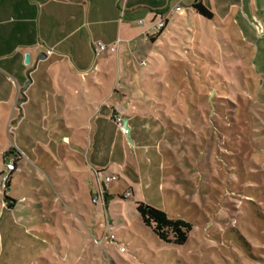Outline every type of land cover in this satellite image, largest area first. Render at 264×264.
<instances>
[{
	"label": "rangeland",
	"instance_id": "1",
	"mask_svg": "<svg viewBox=\"0 0 264 264\" xmlns=\"http://www.w3.org/2000/svg\"><path fill=\"white\" fill-rule=\"evenodd\" d=\"M225 1L221 8L206 0L213 20L199 17L188 28L180 20L155 44L143 29L158 18L129 17L124 8L121 57L92 56L97 91L108 93L114 81L110 103L122 116L130 100L150 98L138 135L133 124L130 138L118 126L113 133L140 173L162 157L159 176L171 191L157 202L141 189L126 196L124 180L132 178L115 165L120 178L105 186L109 205L101 196L92 202L95 176L79 175L91 172L95 155V120L80 126L91 118L84 99L64 116L53 106L33 124L0 129V180L6 162L19 158L6 195L0 188V264H264V0L252 1L261 28L244 15L249 29L234 23L239 9ZM224 11L230 16L221 26ZM69 123L77 127L66 129ZM137 198L192 223L188 241L160 240L142 222Z\"/></svg>",
	"mask_w": 264,
	"mask_h": 264
},
{
	"label": "crops",
	"instance_id": "2",
	"mask_svg": "<svg viewBox=\"0 0 264 264\" xmlns=\"http://www.w3.org/2000/svg\"><path fill=\"white\" fill-rule=\"evenodd\" d=\"M194 1L0 0V129L8 126L9 122L14 123L15 126L25 123L33 124L36 121L35 115H47L53 106L55 109L59 106L57 111L55 110V115L64 116L70 105L79 109L82 105L77 104L76 101L84 99L85 112L91 118L87 117L80 126H87L88 121L95 120L91 129L95 155L89 162L91 172H89L90 170L87 172L81 170L80 177L84 178L89 175L88 179L90 180L94 170L102 169L107 172L110 170L108 174H114L120 178L117 171L110 169V166L115 165L118 170L125 171L132 178L130 183L128 180H124L128 185V190L132 193L131 196H136L141 189L146 191V199L149 202H152L150 200H154L153 198H162V192L168 193L167 189L171 191V188H167L164 185V179L159 176L163 169V163H161L163 159L159 153L155 154V157H151L150 164L154 166H147L146 171L140 173L135 164L127 160L124 148H120L116 142L113 129H117V124L113 120L112 114L117 111V103H110V100H114L117 87L113 81L112 90L114 92L111 90L108 93L101 92L100 94L97 91L102 81L95 77V67H92V56L95 54L93 46L96 41L113 45L120 40L118 35L126 30L119 24L124 8L129 17H134L136 12L143 13L153 22L159 12L183 6L184 12H175L170 16L166 27L161 32H157L153 28L154 23H150L143 29L147 38L154 41L155 44L160 41V38L168 36L180 20L187 19L188 28L194 19L203 17L193 10ZM203 1L207 4L206 0ZM217 1L221 8L224 7L225 0ZM252 1L251 9L253 11ZM232 7L239 9L232 15L234 23L249 29L251 24L240 10L242 0H234ZM229 16L227 11L219 13L218 18L221 20L219 24L224 26L223 22L228 20ZM215 17L214 14V17L209 20H213ZM121 43L120 40L119 50L115 52H119L118 57H121L123 53L121 51L123 46L120 47ZM50 50L53 53H49ZM27 52L31 54L29 65L24 62ZM107 53L111 55V52L105 54ZM75 70L79 73H75ZM156 79L157 77H154L153 80ZM183 80H186V76ZM23 88L25 91L22 95ZM164 94L162 96H166ZM21 98L24 100L19 105ZM148 100L140 103L130 100L122 107L124 121L131 129L130 135H127L129 138L133 133L132 124L138 130L137 135L142 130L145 118L140 117H144L147 109L152 107ZM169 108L174 109L175 107ZM91 110L93 111L90 112ZM68 125L65 127L66 129L77 127L76 123ZM62 139L65 142L69 141L67 135H64ZM134 142H140V140H134ZM133 154L135 153L133 152ZM0 155L1 158L5 156L2 147ZM170 159L168 158L166 161L169 162ZM107 197L112 198L108 194ZM136 201L143 200L137 198ZM154 202H157V199ZM106 206H108L107 201Z\"/></svg>",
	"mask_w": 264,
	"mask_h": 264
},
{
	"label": "trees",
	"instance_id": "3",
	"mask_svg": "<svg viewBox=\"0 0 264 264\" xmlns=\"http://www.w3.org/2000/svg\"><path fill=\"white\" fill-rule=\"evenodd\" d=\"M192 8L207 19L214 17V13L203 0H195ZM136 209L144 225L152 228L160 240L174 245H183L188 241L189 234L193 229L192 223L182 218L171 217L165 210L143 201H136Z\"/></svg>",
	"mask_w": 264,
	"mask_h": 264
},
{
	"label": "built area",
	"instance_id": "4",
	"mask_svg": "<svg viewBox=\"0 0 264 264\" xmlns=\"http://www.w3.org/2000/svg\"><path fill=\"white\" fill-rule=\"evenodd\" d=\"M175 12L183 13L184 10L181 6H177L173 10H169L166 12H164V11L159 12L157 14L158 19H157V21L154 22L153 28L157 32H161L166 27L168 18L170 16H172ZM119 42H120V40L117 42V44L108 45V44H105L101 41H97L94 43L93 48H94V51L97 55H100V54H103L106 52L115 53L118 50ZM49 53H53V51L50 50ZM112 118L124 134L130 135L131 129L129 128L128 125H126L124 118L119 111L113 112ZM16 161H17V159H13L11 161L6 162V164H5L7 172L5 170L3 171V175H2V178L0 180V188L3 190L4 193H6L7 190L9 189L11 173L13 171H15L17 168ZM94 176H95V182L99 186L98 187L99 191H98V194L92 198V202L97 204L99 201V197L101 196L103 199V203L106 204L107 193L105 190V186L107 183H112L114 181H117L118 176H116L114 174H106L105 172H103V171L101 172L99 170H94ZM131 194H132L131 191H128V192H126L125 195L131 196ZM111 237L113 238L114 235H112ZM124 250H125V248L121 247V251H124Z\"/></svg>",
	"mask_w": 264,
	"mask_h": 264
},
{
	"label": "water",
	"instance_id": "5",
	"mask_svg": "<svg viewBox=\"0 0 264 264\" xmlns=\"http://www.w3.org/2000/svg\"><path fill=\"white\" fill-rule=\"evenodd\" d=\"M242 10L244 15L249 19V21L256 25L258 28H261L259 21L257 20L256 16L253 14L252 9H251V0H242ZM26 65H29L31 63V54L27 52L25 54V60H24ZM28 85V84H27ZM26 85V86H27ZM25 91V88L21 90V94L23 95V92ZM24 98H21L19 100V105L23 102ZM127 125V123H126ZM6 195V193H5ZM111 198L107 197V204L109 205ZM110 223L112 222L111 219L109 218Z\"/></svg>",
	"mask_w": 264,
	"mask_h": 264
}]
</instances>
